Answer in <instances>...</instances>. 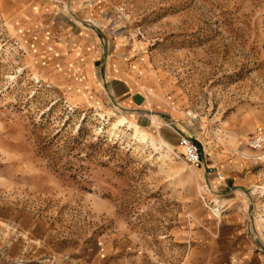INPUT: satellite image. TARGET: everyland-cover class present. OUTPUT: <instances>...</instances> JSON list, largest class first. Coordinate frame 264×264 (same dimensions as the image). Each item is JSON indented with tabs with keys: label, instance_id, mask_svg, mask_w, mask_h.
Masks as SVG:
<instances>
[{
	"label": "rangeland",
	"instance_id": "obj_1",
	"mask_svg": "<svg viewBox=\"0 0 264 264\" xmlns=\"http://www.w3.org/2000/svg\"><path fill=\"white\" fill-rule=\"evenodd\" d=\"M257 128L264 0H0V264H264Z\"/></svg>",
	"mask_w": 264,
	"mask_h": 264
},
{
	"label": "crops",
	"instance_id": "obj_2",
	"mask_svg": "<svg viewBox=\"0 0 264 264\" xmlns=\"http://www.w3.org/2000/svg\"><path fill=\"white\" fill-rule=\"evenodd\" d=\"M110 82H113L111 85L112 88V96L117 97L119 96V100L122 104L129 105L133 108H129L130 112L136 110V113H139L141 117V121L148 117H143V111L145 110L144 103L145 101L137 100V98L131 94L129 96V71L127 69H123L122 67H117L115 70L110 71L109 77H107ZM144 102V103H143ZM147 102V101H146ZM141 105V108H136L137 106ZM134 112V111H133ZM149 116V114H148ZM204 161V160H203ZM203 165L205 168H208V164L204 161Z\"/></svg>",
	"mask_w": 264,
	"mask_h": 264
},
{
	"label": "built area",
	"instance_id": "obj_3",
	"mask_svg": "<svg viewBox=\"0 0 264 264\" xmlns=\"http://www.w3.org/2000/svg\"><path fill=\"white\" fill-rule=\"evenodd\" d=\"M178 144L182 147V158L188 166L200 167L203 165L200 158V147L194 139L181 133L179 134ZM249 145L256 151H261L264 148V132L262 129H256L250 137Z\"/></svg>",
	"mask_w": 264,
	"mask_h": 264
},
{
	"label": "bare ground",
	"instance_id": "obj_4",
	"mask_svg": "<svg viewBox=\"0 0 264 264\" xmlns=\"http://www.w3.org/2000/svg\"><path fill=\"white\" fill-rule=\"evenodd\" d=\"M133 112V111H132ZM125 121V120H124ZM139 133H142V131H138ZM143 137L141 138V140H146L147 137L144 136V134H142Z\"/></svg>",
	"mask_w": 264,
	"mask_h": 264
}]
</instances>
